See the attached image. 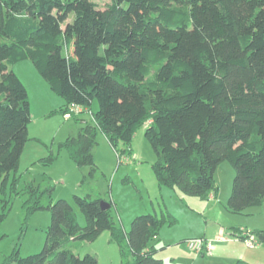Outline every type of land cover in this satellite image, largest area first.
<instances>
[{"label":"trees","instance_id":"trees-1","mask_svg":"<svg viewBox=\"0 0 264 264\" xmlns=\"http://www.w3.org/2000/svg\"><path fill=\"white\" fill-rule=\"evenodd\" d=\"M26 60L64 100L62 114L97 101L92 123L59 143L90 177L98 132L120 158L128 150L118 152V143L144 126L160 186L215 196V170L227 161L235 170L228 210L264 203V0H110L103 8L94 0H0V193L18 182L11 175L28 141V95L11 69ZM24 189L25 216L48 210L50 225L39 253L20 257L16 248L2 264H99L69 243L105 231L111 242L126 240L133 256L126 264H162L157 237L172 216H137L126 233L110 203L103 210L100 199L74 195L86 220L80 227L67 201L43 203L50 190Z\"/></svg>","mask_w":264,"mask_h":264},{"label":"rangeland","instance_id":"rangeland-1","mask_svg":"<svg viewBox=\"0 0 264 264\" xmlns=\"http://www.w3.org/2000/svg\"><path fill=\"white\" fill-rule=\"evenodd\" d=\"M94 2L103 8L110 0ZM11 69L26 88L31 121L27 126L28 141L19 159L18 168L11 175L18 182L14 187L8 185L4 193H0V211L3 206L8 207L0 224V264L13 249H18L20 257H26L39 253L44 245L51 215L48 210L43 209L25 216L23 203L28 195L24 187L28 184L40 191L50 190L48 195L43 196V203L67 201L72 206L80 227L85 226L86 220L74 205V195H90L93 199L110 203L115 224L122 230L126 225L127 231L130 230L131 221L137 216L155 213L159 217L163 214L167 219V215L172 216V213L176 222L173 225H163L159 230V249L156 256L161 258L162 264H218L208 257L189 251L182 241L185 238L191 239L190 237L201 233L204 228L211 227L213 222L205 217L207 214L202 209L204 200L186 195L177 187L169 188L158 184L152 170L156 154L144 136V126L136 129L129 144L118 143V152L122 149L128 150L127 155L121 157V161L105 136L98 132L92 151L97 171L90 177L89 167L78 168L66 150L59 147V143L76 136L85 124L92 123V115L98 110L97 101L94 100L88 110L82 108L84 111L81 114L65 118L60 112L65 105L64 100L53 93L45 81L42 82L48 89L44 92L54 99L41 96L44 92L39 88L37 80L31 77V73L39 80L43 79L31 61L17 62ZM39 98L45 101L44 110L39 108ZM50 156H55V159L48 162ZM218 166V196L226 194L228 199L235 170L227 161ZM226 185L229 192H225ZM253 208L257 210L258 206L250 209ZM249 218L248 228L264 229V218L256 214ZM233 221L240 225V221L244 220L241 216H235ZM249 234L253 236L254 245L248 249L244 243L246 246L241 245V248L254 259V264H264V241L260 242L259 236L252 231ZM126 244L125 240L120 244L111 242L109 232L105 231L92 242L71 241L69 248L79 257L86 254L95 256L99 264H126L133 260Z\"/></svg>","mask_w":264,"mask_h":264},{"label":"crops","instance_id":"crops-1","mask_svg":"<svg viewBox=\"0 0 264 264\" xmlns=\"http://www.w3.org/2000/svg\"><path fill=\"white\" fill-rule=\"evenodd\" d=\"M31 77L33 79L35 78L37 80L38 85H40L39 88H41L43 92L46 91V89H48L47 85L43 84V82H42L44 80H39V78H36L37 76H34L32 73H31ZM47 91H49V90H47ZM41 96L44 98L49 97V98L54 99L53 96H51L50 94H48L46 92H44ZM38 103H39V108L41 110H44L45 101H43L39 98ZM218 167L216 168L215 173H214L215 184L217 187L216 195L212 196L211 194H209L207 197H198L197 198V199H201V200L205 201L202 203L203 212L207 214V216H205L206 219H208L207 217H209L213 223H212L211 227L202 229L201 233H197V234L193 235L194 237H190V238H196L197 237V238H205L207 240H210L211 241L210 253L209 254H203L202 253L199 255H201L203 257L204 256L208 257L211 259V261L213 260L214 262H217L218 264H236L238 261H245L249 264H254L253 263L254 259L252 260L250 258V255L246 254V250L241 248V245H245L244 242L242 240H235V239L240 236L241 231H247V232L251 233V231L254 232L253 230H255V231L261 230V231H257V232H261V234L264 236V229H250L247 227V224L248 223L250 224V222H247V221H248V219H250L249 217H251L252 215L256 214V215L264 218V203L262 205L258 206L257 210H256V208H253V209L247 208L246 210L242 211L241 213L230 212L227 208V204H228V200H229V197L231 195L232 190L228 196V199H226V196H227L226 194H225V196L224 195L221 197L218 196V185H217V181H216V172H217ZM226 191L229 192V187H227V185L225 186V192ZM192 201H193V199H192ZM170 214L175 218V216L172 213H170ZM235 216L243 217L244 221H240V225L237 224L236 221H233ZM221 218L223 220H220ZM175 220H176V218H175ZM123 231L126 233L128 232L126 225L123 226ZM222 238L227 239V240H222ZM186 239L187 238L182 239V241L184 242ZM125 242H126V240H125ZM158 242H159V234L157 237V243ZM156 248H157V252H158L159 248H158L157 244H156ZM246 248L251 249L250 247H247V246H246ZM157 252H156L155 256L157 255ZM158 259L161 260V258H158Z\"/></svg>","mask_w":264,"mask_h":264},{"label":"built area","instance_id":"built-area-1","mask_svg":"<svg viewBox=\"0 0 264 264\" xmlns=\"http://www.w3.org/2000/svg\"><path fill=\"white\" fill-rule=\"evenodd\" d=\"M70 112H73L74 114H79L81 112V109L76 106H71ZM65 118H70L71 114L67 113L64 115ZM121 157L118 158L119 161H121ZM252 235L249 234L247 231H241L240 236L237 237L235 240H242L248 247H252L254 245V241L252 239ZM222 240H227L222 238ZM185 246L187 249L191 252H194L196 254H209L211 250V241L207 240L205 238H191L184 241Z\"/></svg>","mask_w":264,"mask_h":264},{"label":"water","instance_id":"water-1","mask_svg":"<svg viewBox=\"0 0 264 264\" xmlns=\"http://www.w3.org/2000/svg\"><path fill=\"white\" fill-rule=\"evenodd\" d=\"M100 207L101 209L106 210V209H109V204L105 201H100ZM263 240L264 238L260 236L259 241L262 242Z\"/></svg>","mask_w":264,"mask_h":264}]
</instances>
